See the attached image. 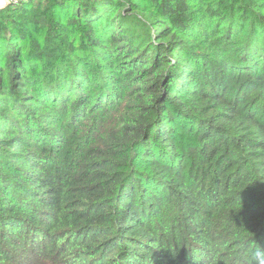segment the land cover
Here are the masks:
<instances>
[{"label":"trees","instance_id":"obj_1","mask_svg":"<svg viewBox=\"0 0 264 264\" xmlns=\"http://www.w3.org/2000/svg\"><path fill=\"white\" fill-rule=\"evenodd\" d=\"M0 264H264V0L1 8Z\"/></svg>","mask_w":264,"mask_h":264},{"label":"rangeland","instance_id":"obj_2","mask_svg":"<svg viewBox=\"0 0 264 264\" xmlns=\"http://www.w3.org/2000/svg\"><path fill=\"white\" fill-rule=\"evenodd\" d=\"M20 2H18V3H20ZM13 3L18 4V3L13 2L12 0H0V9L5 7L6 5L13 4Z\"/></svg>","mask_w":264,"mask_h":264},{"label":"built area","instance_id":"obj_3","mask_svg":"<svg viewBox=\"0 0 264 264\" xmlns=\"http://www.w3.org/2000/svg\"><path fill=\"white\" fill-rule=\"evenodd\" d=\"M12 1L15 3H18V2L23 1V0H12Z\"/></svg>","mask_w":264,"mask_h":264}]
</instances>
